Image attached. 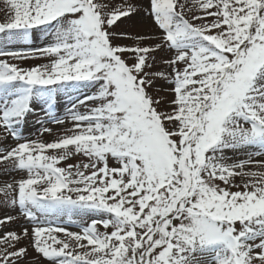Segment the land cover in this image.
I'll return each instance as SVG.
<instances>
[{
  "label": "snow or ice",
  "instance_id": "obj_1",
  "mask_svg": "<svg viewBox=\"0 0 264 264\" xmlns=\"http://www.w3.org/2000/svg\"><path fill=\"white\" fill-rule=\"evenodd\" d=\"M0 12V264H264V0Z\"/></svg>",
  "mask_w": 264,
  "mask_h": 264
},
{
  "label": "rangeland",
  "instance_id": "obj_2",
  "mask_svg": "<svg viewBox=\"0 0 264 264\" xmlns=\"http://www.w3.org/2000/svg\"><path fill=\"white\" fill-rule=\"evenodd\" d=\"M3 19V13L0 12V20ZM44 41H41V40H37L32 46L33 47H39V46H42V43ZM45 61L43 60H38V61H32L30 62L31 64H35V63H44ZM24 66H28V65H24ZM40 118H43V114H41V117ZM49 127H52L54 129V133L52 136H49L47 134H45L44 137H41L42 139H46V140H52L54 138V136L56 134H58L59 132L62 131V129H60L58 126H55V125H48ZM39 129H40V124L37 123V117H30L29 118V121L27 123V125L24 126V129H23V135L24 137L26 138H30V139H36L39 135ZM14 144V141H12L11 139L8 140L7 143H4V144H0V147H8L10 145H13ZM5 214V212L3 210H0V216H3ZM13 215H18V213H11ZM17 224H19L20 226H25L26 225V222L24 221L23 218H20L18 221H17ZM64 224L65 226L69 227V230L71 231H78L79 229H77L76 227H73L71 226L69 223H68V220L67 218H65L64 220ZM15 230L19 231L20 228L19 227H16L15 225L13 226Z\"/></svg>",
  "mask_w": 264,
  "mask_h": 264
}]
</instances>
